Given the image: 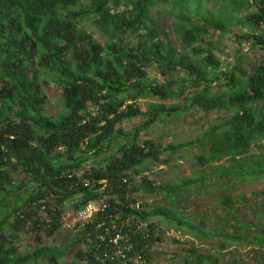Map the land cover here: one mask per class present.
I'll use <instances>...</instances> for the list:
<instances>
[{
  "label": "trees",
  "instance_id": "16d2710c",
  "mask_svg": "<svg viewBox=\"0 0 264 264\" xmlns=\"http://www.w3.org/2000/svg\"><path fill=\"white\" fill-rule=\"evenodd\" d=\"M218 3L212 10L208 0H0V264H144L153 244L162 241L156 217L222 240V248L229 241L263 252L258 246H264V202L254 221L243 224L237 201L225 197L220 223L234 219L235 228L227 232L205 230V213L187 215L181 207L137 198L160 194L177 206V193L211 186L203 170L223 159L229 166L214 179L264 178V56L255 61L250 53H264V0ZM157 8L172 10L182 53L153 17ZM233 28L250 48L225 64L215 50ZM52 87L63 105L54 117L47 113L46 89ZM146 98L154 102L143 111L138 102ZM196 109L226 117L208 122L186 142H140L157 122ZM137 117L144 120L125 132L122 124ZM193 149L199 178L158 184L144 174L135 180L145 162L166 164L165 153L170 158ZM206 182L210 186L191 191ZM250 197L264 198V189L243 196ZM95 201L104 206L91 222L78 225L64 249L45 244L44 235L55 236L68 211ZM252 227L259 234L250 241ZM115 232L126 238L118 245L103 241ZM26 237L30 250L17 245ZM190 250L193 264H220Z\"/></svg>",
  "mask_w": 264,
  "mask_h": 264
},
{
  "label": "rangeland",
  "instance_id": "374dc122",
  "mask_svg": "<svg viewBox=\"0 0 264 264\" xmlns=\"http://www.w3.org/2000/svg\"><path fill=\"white\" fill-rule=\"evenodd\" d=\"M210 9L219 7V0H208ZM195 4H193L192 8ZM197 8V4L195 6ZM179 8V7H178ZM256 8H250L249 12H255ZM153 17L157 21L160 27L168 32L169 38L174 44L177 53H182L184 50L180 41L178 40L175 32L178 22L172 15L170 8H157L153 13ZM239 33V30L233 28L232 33L226 35L224 41L219 44V48L215 50L217 57H219L225 64L233 63L237 52L247 53L250 48L249 43L238 40L235 36ZM213 40L218 41L217 37ZM251 57L255 60H261L264 53L260 50L251 52ZM152 76L158 77L161 81L163 78L161 74L152 71ZM48 95L47 113L50 116H56L63 108L59 89L52 87L46 89ZM154 100L146 98L140 100L139 106L143 111L147 108ZM169 103H175L173 101ZM224 112L215 111L206 116L201 110H193L191 113L185 114L183 117L177 120H171L168 123L157 122L156 125L152 126L147 131L141 134L140 142L143 143L145 140H154L158 144L166 146L168 144H178L194 139L200 135L206 127V124L210 121H215L219 117H226ZM144 119L137 117L131 120H126L122 124V129L125 132H132L137 125H139ZM197 150H182L177 154L169 158V153H165L162 160H167L168 163L163 162H152L147 161L139 167L140 176H135V180L139 182L141 175H148L150 179L158 184H181L187 178H199L201 169L196 162ZM97 161L99 160L96 159ZM229 166L227 159H223L218 163H213L210 167L205 168L206 175L210 177L209 183H202L191 187V191L197 190L199 187L209 185L210 187L204 192H197L195 194L177 193V198L180 199L181 203L172 205L160 194L149 196L146 194H139L138 200L149 202L153 206H164L165 208L179 209L186 211L187 215H190L191 211H197L200 214H206V227L205 230L213 231L214 229H221L227 232H235L233 220L231 222L221 224V218L224 217L226 210L222 204L225 197H231L237 201L235 207L240 208V219L243 224L254 221L255 214L259 211V205L264 202V198L250 197L249 199L243 198L244 195H249L253 192L264 189V178L259 180L247 179L245 182H241L235 179H214V175L220 172L221 167ZM213 180V181H212ZM189 201L187 205L186 202ZM239 201V202H238ZM186 203V206L184 205ZM173 203V202H172ZM234 208V206H233ZM1 217V213H0ZM77 219L71 220L73 225H76ZM155 224L158 226L157 232L161 234L162 241L155 242L153 249L149 254L144 264H193L189 253L191 248H197L201 254H208L215 258H218L220 264H260L264 262V246H258L262 248L263 252L257 251L254 245L241 244L236 242H226L225 247L222 248V240L216 239H204L198 235H194L186 228L176 227L171 221H166L161 217L153 219ZM231 223V224H230ZM65 226L53 237L47 238L44 235V241L47 246L58 247L64 249L69 243L77 228ZM245 232V231H243ZM250 241H253L254 237L259 234V231L254 227L248 230ZM29 237L22 239L21 244L28 248L24 250H30L32 242ZM31 245V246H30ZM20 246V247H21ZM30 246V247H29ZM77 246L71 247V249L65 255L64 261L71 262L73 254ZM204 264H209L206 262Z\"/></svg>",
  "mask_w": 264,
  "mask_h": 264
},
{
  "label": "built area",
  "instance_id": "2783aa9c",
  "mask_svg": "<svg viewBox=\"0 0 264 264\" xmlns=\"http://www.w3.org/2000/svg\"><path fill=\"white\" fill-rule=\"evenodd\" d=\"M104 206L103 201H95L90 202L86 206L81 207L77 210L76 213L68 211L65 215L66 224L68 227H75L83 226L86 223H89L93 220L94 216L102 209ZM137 208H140V205H137ZM74 217L77 219L76 225L71 223V220H74ZM65 226V224H64ZM74 228V229H75ZM126 238L121 232H115L114 235L110 239H106L102 237L103 241L109 245H118L119 241H123ZM125 258V256H123ZM138 259L137 261H139ZM126 264V263H125Z\"/></svg>",
  "mask_w": 264,
  "mask_h": 264
}]
</instances>
